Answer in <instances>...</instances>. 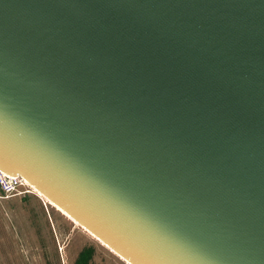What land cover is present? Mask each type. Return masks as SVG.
<instances>
[{
    "label": "water",
    "instance_id": "obj_1",
    "mask_svg": "<svg viewBox=\"0 0 264 264\" xmlns=\"http://www.w3.org/2000/svg\"><path fill=\"white\" fill-rule=\"evenodd\" d=\"M0 170L129 264H264V0H0Z\"/></svg>",
    "mask_w": 264,
    "mask_h": 264
},
{
    "label": "rangeland",
    "instance_id": "obj_2",
    "mask_svg": "<svg viewBox=\"0 0 264 264\" xmlns=\"http://www.w3.org/2000/svg\"><path fill=\"white\" fill-rule=\"evenodd\" d=\"M91 245L90 264H129L37 191L0 196V264H74Z\"/></svg>",
    "mask_w": 264,
    "mask_h": 264
},
{
    "label": "built area",
    "instance_id": "obj_3",
    "mask_svg": "<svg viewBox=\"0 0 264 264\" xmlns=\"http://www.w3.org/2000/svg\"><path fill=\"white\" fill-rule=\"evenodd\" d=\"M31 185L21 176H11L0 170V196L11 198L15 196L26 197L33 193Z\"/></svg>",
    "mask_w": 264,
    "mask_h": 264
},
{
    "label": "trees",
    "instance_id": "obj_4",
    "mask_svg": "<svg viewBox=\"0 0 264 264\" xmlns=\"http://www.w3.org/2000/svg\"><path fill=\"white\" fill-rule=\"evenodd\" d=\"M95 253L94 246H85L78 254L74 264H90Z\"/></svg>",
    "mask_w": 264,
    "mask_h": 264
},
{
    "label": "bare ground",
    "instance_id": "obj_5",
    "mask_svg": "<svg viewBox=\"0 0 264 264\" xmlns=\"http://www.w3.org/2000/svg\"><path fill=\"white\" fill-rule=\"evenodd\" d=\"M29 183V182H28ZM30 184V183H29ZM31 185V184H30ZM31 187L33 188L34 191H37L32 185ZM38 193H40L39 191H37ZM41 194V193H40Z\"/></svg>",
    "mask_w": 264,
    "mask_h": 264
}]
</instances>
